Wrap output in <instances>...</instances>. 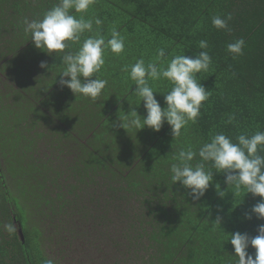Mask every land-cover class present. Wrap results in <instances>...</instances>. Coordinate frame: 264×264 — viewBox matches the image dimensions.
<instances>
[{"label": "trees", "instance_id": "16d2710c", "mask_svg": "<svg viewBox=\"0 0 264 264\" xmlns=\"http://www.w3.org/2000/svg\"><path fill=\"white\" fill-rule=\"evenodd\" d=\"M58 2L0 0V73L10 67L20 81L0 89V146L10 163L6 173L0 157V264H238L228 235L258 234L264 219L251 210L260 197L228 189L226 174L214 172L205 195L194 200L190 190L172 183L170 167L181 149L198 151L216 133L234 141L264 131V0H94L85 18L99 17L106 38L115 28L125 39L124 53L106 51L97 74L108 81L102 93L112 100L97 121L96 99L84 104L83 96L62 87L61 59L37 49L24 31L26 18L42 19ZM227 14L230 31L213 27V16ZM240 38L243 55L234 59L226 46ZM200 40L208 41L213 63L197 74L210 96L196 122L175 139L167 122L159 132L122 128L124 113L147 115L122 67L140 58L166 66L175 54L202 51ZM69 44L65 51L78 48ZM160 48L165 58L157 61ZM149 83L165 109L171 84ZM229 114L236 118L232 124ZM7 175L17 178L19 197ZM217 217L220 226L213 225ZM30 219L33 227L24 230ZM9 223L12 233L4 229ZM248 252L255 256V249Z\"/></svg>", "mask_w": 264, "mask_h": 264}, {"label": "clouds", "instance_id": "9594fccd", "mask_svg": "<svg viewBox=\"0 0 264 264\" xmlns=\"http://www.w3.org/2000/svg\"><path fill=\"white\" fill-rule=\"evenodd\" d=\"M94 0H59L50 10L45 12L42 19L27 18L23 21L24 31L31 34V41L37 49L49 55L55 54L62 61V72L59 75L60 85L67 87L75 96L77 94L95 100L102 94L108 84L106 79L99 77L105 65V53L110 51L115 55H121L125 51V39L115 28L111 30L110 38H106L100 32L103 21L99 17L85 18ZM73 12L75 14H73ZM78 14V15H76ZM232 15H215L212 17V25L217 30L230 31L229 23ZM94 25L96 26L94 30ZM85 33H94L85 37ZM82 37H84L82 39ZM78 45L75 51H65L70 44ZM243 38L236 39L226 46L227 52L235 59L243 55L245 47ZM202 50L193 56L175 54L167 61L166 66H158L156 62L145 63L143 58L135 64L125 65L122 71L127 73L135 84L133 96L140 103L143 101L146 117L141 118L135 110L124 113L122 128H137L139 130L148 127L159 132L165 122L171 127L174 139L181 135L191 121L195 123L200 116V109L209 99L210 91L206 90L197 79V74L208 72L212 65V57L207 49V40L199 41ZM165 58V50L157 49V61ZM41 68H46L41 63ZM94 77V78H93ZM167 80L171 89L164 95L167 107L162 110L160 103L155 98L157 93L150 85V81ZM140 103L137 105L139 106ZM235 116L229 114L227 123L232 124ZM264 131H256L254 134H239L235 140L223 132L214 134L209 142H205L198 151L192 146L181 149L173 159L170 167L171 181L179 182L182 187L190 190L189 194L194 200L202 198L213 182V173H225V183L228 189L236 191L241 189L250 193L254 198L260 197L252 208V214L259 219H264ZM199 157V162L193 161ZM211 169H206L207 164ZM219 190V185H217ZM223 197L224 192H219ZM251 219V216H246ZM214 226H220V218L217 217ZM5 231L12 233L16 230L14 224L4 225ZM258 234L249 237L240 232L228 235L234 248L238 264H264V224L258 227ZM255 249V256L249 254L248 248ZM43 264H54L53 260L46 259Z\"/></svg>", "mask_w": 264, "mask_h": 264}, {"label": "rangeland", "instance_id": "374dc122", "mask_svg": "<svg viewBox=\"0 0 264 264\" xmlns=\"http://www.w3.org/2000/svg\"><path fill=\"white\" fill-rule=\"evenodd\" d=\"M3 62L6 63L7 61H3ZM2 67H3L2 64H0V70H1ZM8 67H9V66H8ZM7 74H9V76H10L12 79H8V78L6 77ZM12 75H13V71H11V68H10V67L8 68V70H7V72H6L5 74H4V73H0V89H1V90H3V88H4V83H6L7 87H11V89H12V88H16L17 85L20 83V81L18 80V77H13ZM99 77H100V76H99ZM93 78H94V77H93ZM100 78H101V77H100ZM25 85H27V86H25V87H27V88H28V86H30L28 82H25ZM114 88H115V87H114ZM114 88H112V89L109 90V93H110V94H111V92H113ZM107 89H108V86H106L105 89H104L102 92L106 91ZM57 94H58V92H57ZM59 94L62 95L61 93H59ZM96 99H98L97 101H98V103L100 104V108H101V109H99V107H98L97 110H95V111L92 112V116L95 115V117H94V118H96L95 121L99 120L100 117H101L102 115L105 114L103 111H101L103 106L106 107V106L104 105L105 103L108 104V105H112V104L110 103V102H112V100H111V99H108V100H107V96H106L104 93H102V94H101L99 97H97ZM67 100H71V99L69 98V99H67ZM71 101L74 102V100H71ZM93 101H94V100L91 99V98L83 97V103H84V104H88V105H90ZM48 110H49V109H48ZM48 110H47V108H46L45 111H46V113L49 115ZM97 113H98V116H97ZM18 128L23 130V133H22V134H25V135L28 136L29 133H27L26 131H24V129L22 128V126H21V128H20V127H18ZM51 133H52V132H51ZM31 135H32V134H31ZM53 135L60 136L59 132H53ZM6 140H9V138H7ZM7 142H9V141H7ZM3 153H4V148L0 146L1 166L3 167V170L7 173V171H8L9 168H10V163L8 162V157H7L6 155H3ZM7 176H8V175H7ZM8 178H9V182H8V184H9V188H10V190L12 191V193H13L15 196L19 197V195H18V190H17V184H18V183H17V178H16V177H13V176H11V177L8 176ZM13 201H14V200H13ZM14 202H15V201H14ZM31 222H32L31 219H30V220H26V221H24V223H25V227H23L24 230H25V229L27 230V228H32V227H33V226H30V225H31Z\"/></svg>", "mask_w": 264, "mask_h": 264}, {"label": "water", "instance_id": "95a60500", "mask_svg": "<svg viewBox=\"0 0 264 264\" xmlns=\"http://www.w3.org/2000/svg\"><path fill=\"white\" fill-rule=\"evenodd\" d=\"M15 222H16V218H15ZM19 226H20L19 236H20L21 240L23 241V243H25V236H24L23 228L21 227V224H19Z\"/></svg>", "mask_w": 264, "mask_h": 264}, {"label": "crops", "instance_id": "0c3cea01", "mask_svg": "<svg viewBox=\"0 0 264 264\" xmlns=\"http://www.w3.org/2000/svg\"><path fill=\"white\" fill-rule=\"evenodd\" d=\"M98 99H96V101H94V103L98 104ZM111 103V102H110ZM98 109V108H97ZM96 108L95 109H92L93 111L97 110ZM102 111V110H101Z\"/></svg>", "mask_w": 264, "mask_h": 264}]
</instances>
